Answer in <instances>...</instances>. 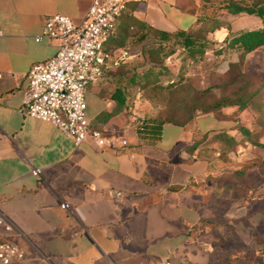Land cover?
<instances>
[{
  "label": "crops",
  "instance_id": "obj_1",
  "mask_svg": "<svg viewBox=\"0 0 264 264\" xmlns=\"http://www.w3.org/2000/svg\"><path fill=\"white\" fill-rule=\"evenodd\" d=\"M91 1L0 0V213L12 223L1 232L24 249L21 258L0 264H263L255 258L261 247L255 227L264 208L252 204L264 202V167L255 184L248 172L234 171L243 165L225 160H247L248 171L264 151L248 140L224 154L211 148L218 140L191 148L213 129L240 138L236 123L251 128L240 118L246 108L226 105L184 124L165 121L151 137L128 103L106 114L114 104L111 74L123 62L86 91L89 130H100L104 145L90 132L75 144L51 121L22 111L28 69L59 46L55 38L35 39L45 17L61 12L79 21ZM200 14L188 0H128L105 47L130 48L136 34L119 44L129 15L175 31L199 26ZM204 31L212 40L222 34L223 43L228 28ZM37 167L39 175L31 172Z\"/></svg>",
  "mask_w": 264,
  "mask_h": 264
},
{
  "label": "built area",
  "instance_id": "obj_2",
  "mask_svg": "<svg viewBox=\"0 0 264 264\" xmlns=\"http://www.w3.org/2000/svg\"><path fill=\"white\" fill-rule=\"evenodd\" d=\"M127 2L92 0L79 21L61 12L45 17L35 39L55 38L59 40V46L54 54L28 69L22 92L21 109L24 113L51 121L75 144L83 141L89 132L98 145L107 142V137L100 130H89L86 91L103 73L119 66L131 55L127 47L114 50L105 47ZM31 172L39 175L41 168H33ZM60 206L69 208L70 204L61 202ZM11 227L12 223L0 213V263H9L24 254V249L17 242L2 235L3 229Z\"/></svg>",
  "mask_w": 264,
  "mask_h": 264
},
{
  "label": "rangeland",
  "instance_id": "obj_3",
  "mask_svg": "<svg viewBox=\"0 0 264 264\" xmlns=\"http://www.w3.org/2000/svg\"><path fill=\"white\" fill-rule=\"evenodd\" d=\"M190 7H201V0H188ZM214 3L202 6L203 11L210 15H218L230 22L233 29L243 28L246 26L261 25V19L253 14L239 13L231 14L226 11H221L219 8H212ZM133 32L135 27H130ZM205 34V31H203ZM217 38H213L216 45L222 43L220 37L222 34H213ZM212 35V37H213ZM152 39L146 40L149 46L152 44ZM130 46L131 55L129 58L117 67L111 74V84L108 92H112L117 85V75L119 73L124 76L129 75L134 69L140 70L145 64L143 56L140 52L141 45L135 39L128 43ZM170 69V72L175 78V84L164 91L154 92L149 84L144 85L138 81L128 86L126 103L130 107V111L135 112L139 119L152 118H171L174 120L184 119L188 110L186 106L194 103H211L215 98L229 97L235 99L242 92H246L262 86V95L255 96L248 103H264V48L259 46L252 51H249L244 56H241L234 48H227L222 53H214L212 49H207L203 56L197 60L185 58L184 52L176 50L171 55L167 56L163 61ZM180 77V80H179ZM167 78L160 77V82L165 84ZM184 84V88L180 86ZM260 92V93H262ZM109 93V94H110ZM234 106V105H233ZM194 111L198 108L193 109ZM230 113V112H229ZM234 114H237L234 113ZM242 121L250 123L254 130V137L257 139L264 138V107L257 109L253 104H250L240 115ZM243 142V141H242ZM238 149V147H234ZM263 152V147H257ZM226 158V157H225ZM260 156L254 158L255 166L247 171V160L226 159L225 162L232 166L238 164L243 165L246 179L252 183L258 184L263 180L260 176L261 167H264V162H260ZM246 169V170H245ZM257 210L264 208V202H254L252 204ZM257 238L260 241L258 253L255 258L261 260L264 264V215L257 221L255 227ZM247 252L241 253L243 258H247ZM251 255L252 252L250 251ZM248 254V255H249ZM260 256V257H259Z\"/></svg>",
  "mask_w": 264,
  "mask_h": 264
},
{
  "label": "trees",
  "instance_id": "obj_4",
  "mask_svg": "<svg viewBox=\"0 0 264 264\" xmlns=\"http://www.w3.org/2000/svg\"><path fill=\"white\" fill-rule=\"evenodd\" d=\"M201 14L199 18L201 24L195 28L185 30L178 28L175 31H167L164 29L156 28L147 25L144 21H141L133 16H127L128 24L121 29V38L119 44H125L124 41L129 34H136L135 40L140 42L148 38L152 39V44L149 46L146 41L141 44L140 52L143 56V62L145 66L140 70H133L129 75L119 73L117 75V85L111 92V98L113 99V106L106 112L110 115L113 112L121 110L126 105L128 86L135 82L141 81L144 85L149 84V87L154 92L164 91L167 88L176 85L175 78L170 72L169 67L163 62L164 59L174 53L176 50L184 52L185 58L197 60L203 56L207 49H212L214 53H222L227 48H234L241 56H244L249 51L261 46L264 48V0H201ZM207 3L212 5V8H219L221 11H226L231 14L248 13L258 16L261 19V25L254 27H244L238 30L231 31V24L229 21L224 20L218 15H210L203 11L202 6H206ZM135 27V30L131 32L129 26ZM225 26L228 28V32L223 37V43L215 45L214 41L203 34L204 30H214L217 27ZM165 76L167 81L165 84L160 82V77ZM170 79H173L172 81ZM180 80V77H179ZM181 81V80H180ZM262 86L242 92L235 99L229 97L215 98L211 103L197 104L193 102L190 106H186L188 110L184 119L174 120L171 118H143V123L140 124V131L146 132L151 137H158L162 124L165 121H173L179 124H184L191 120L198 112H205L210 110H218L222 106L236 105L237 110H243L253 104L257 109H262L264 103H248L255 96L262 95ZM184 88V84L180 86ZM262 92V93H260ZM198 108L194 111L193 109ZM241 134L240 138H237L235 134L229 133L226 129H213L206 131L203 137L192 144L194 148L199 142L206 139L211 143L214 140L220 141L217 146L211 148L219 150L220 153H227L230 149L237 146L239 142L248 140L252 145L264 146V140H259L254 137L252 127L249 128L246 125L238 122L235 127ZM257 157V156H256ZM264 159H260V162ZM235 172H244L243 167L237 168Z\"/></svg>",
  "mask_w": 264,
  "mask_h": 264
}]
</instances>
